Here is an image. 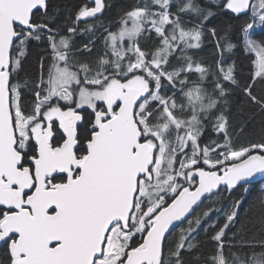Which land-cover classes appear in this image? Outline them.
<instances>
[{
  "label": "snow or ice",
  "instance_id": "6c2138e0",
  "mask_svg": "<svg viewBox=\"0 0 264 264\" xmlns=\"http://www.w3.org/2000/svg\"><path fill=\"white\" fill-rule=\"evenodd\" d=\"M93 2L57 24L48 0H0V264H264V237L237 238L243 223L229 235L257 181L264 208V128L237 147L248 122L230 120L234 102L264 115V37L249 38L264 28V0H136L99 35L88 21L107 5ZM226 13L250 14L244 84L224 57L241 37L210 27ZM205 35L221 54L215 68L191 52ZM32 41L46 55L29 75ZM241 189L230 207L197 214ZM212 212L224 223L202 257Z\"/></svg>",
  "mask_w": 264,
  "mask_h": 264
},
{
  "label": "trees",
  "instance_id": "16d2710c",
  "mask_svg": "<svg viewBox=\"0 0 264 264\" xmlns=\"http://www.w3.org/2000/svg\"><path fill=\"white\" fill-rule=\"evenodd\" d=\"M49 10L55 15V22L57 24H63L69 17L72 19L75 18V14L78 12L79 8L84 5L93 6L89 0H48ZM106 8L104 13L100 16L99 19H93L88 21L89 23L96 25V34L99 35L103 29L100 25L107 26L110 23L115 26V21L118 17L125 11L132 7L136 0H107L105 1ZM37 22H40L39 17H34ZM250 21V14L236 16L235 14L226 13L219 14L213 19V24L210 27L215 26L219 34L224 35L223 28L231 24L232 31L228 34V38L235 42L237 36L241 37L240 47L235 49L233 53H224L225 57V66L228 63H233L235 66V75L240 80L241 84H244L249 79V74L252 69V63L247 58V53H242L241 49L243 48V39L241 29L246 26V23ZM80 27L84 28V21L80 22ZM249 38L256 39L257 41L260 38L264 37V28L259 30H250ZM89 34L83 36L77 35L75 39L76 46H82L83 43H86L88 40ZM205 43L200 49L192 50L191 52L195 53L194 59L199 61L202 66L215 68L216 61L220 59L221 54L216 48V42L209 36L205 35ZM46 42L41 41H32L30 42L27 50V58L25 62V73L31 74L33 69L38 66L40 59L46 55ZM101 46V49L100 47ZM142 46L145 48L152 47V41L147 40L146 42L142 41ZM102 41L97 40L96 47L94 52L102 51ZM230 57V59H229ZM255 57L253 56V59ZM25 73H21L23 77ZM193 78H197V74H193ZM210 87L211 85H207ZM257 94H259V89H257ZM240 94L237 91L234 95V101H238ZM230 120L232 124L238 129V127L244 122H248V126L243 134H241L236 141L237 147L241 145H247L250 142H258L261 139V129L264 128V115H260L256 110L249 106H244L243 111L240 107L237 106V103L234 102L231 108ZM212 134L209 132L206 136L210 137ZM251 191L247 195V203H245L244 208L241 209L240 221L237 225L229 231V235L235 233L240 229L241 223L244 224V230L238 233V237L241 236L244 238H251L253 235L264 237V208L260 207L259 200L261 197L258 196V187L259 183H256V186H250ZM244 194L243 189L238 192H233L231 196L227 192L220 194L216 198L217 202L213 204L211 201H206L198 210L197 214H201L202 211L210 206L216 208H227L230 207L232 202L238 199L241 195ZM251 206V207H250ZM216 223L217 229L209 227L210 224ZM224 223V214L223 212H212L208 218H205L202 223V229L200 230L199 242L200 248L199 251L202 257H207L215 249L213 247V242L210 240L211 235L218 230L219 226H222ZM186 226V225H185ZM203 227H208V234L205 235L203 232ZM178 238V232L175 234ZM234 252H240L238 248L232 249ZM245 252L252 251L251 249H244ZM259 251V249H256ZM226 254L227 250H226ZM188 259V257H186Z\"/></svg>",
  "mask_w": 264,
  "mask_h": 264
},
{
  "label": "water",
  "instance_id": "95a60500",
  "mask_svg": "<svg viewBox=\"0 0 264 264\" xmlns=\"http://www.w3.org/2000/svg\"><path fill=\"white\" fill-rule=\"evenodd\" d=\"M89 1H90V2L93 4V6H94V2H93V0H89ZM105 1H107V0H105ZM103 13H104V10H103ZM103 13H102V14H103ZM102 14H100V16H101ZM241 15H245V14H241ZM93 19H94V18H89V21H91V20H93ZM257 183H260V182L257 181ZM206 201H207V200H205L204 203H205ZM204 203H203V204H204ZM203 204H202V205H203ZM202 205H201V206H202ZM201 206H200V207H201ZM197 210H198V209H197Z\"/></svg>",
  "mask_w": 264,
  "mask_h": 264
},
{
  "label": "rangeland",
  "instance_id": "374dc122",
  "mask_svg": "<svg viewBox=\"0 0 264 264\" xmlns=\"http://www.w3.org/2000/svg\"><path fill=\"white\" fill-rule=\"evenodd\" d=\"M259 29H260V28H256L255 31H256V30H259ZM261 29H262V28H261ZM249 31H250V30H249ZM252 31H253V30H252ZM204 43H205V40H204V38H202V45H203ZM99 47H100V49H101V46H99ZM201 47H202V46H201ZM191 51H192V50H191ZM95 53H98V52H95Z\"/></svg>",
  "mask_w": 264,
  "mask_h": 264
}]
</instances>
